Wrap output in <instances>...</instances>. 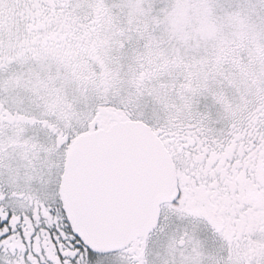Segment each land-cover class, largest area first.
<instances>
[{
  "label": "snow or ice",
  "instance_id": "1",
  "mask_svg": "<svg viewBox=\"0 0 264 264\" xmlns=\"http://www.w3.org/2000/svg\"><path fill=\"white\" fill-rule=\"evenodd\" d=\"M0 264H264V0H0Z\"/></svg>",
  "mask_w": 264,
  "mask_h": 264
}]
</instances>
